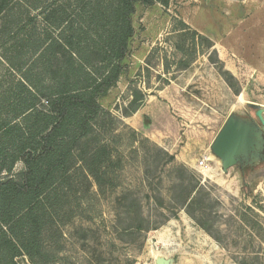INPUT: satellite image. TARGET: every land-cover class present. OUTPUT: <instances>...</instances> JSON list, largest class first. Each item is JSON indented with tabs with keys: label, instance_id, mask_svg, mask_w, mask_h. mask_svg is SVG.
<instances>
[{
	"label": "rangeland",
	"instance_id": "rangeland-1",
	"mask_svg": "<svg viewBox=\"0 0 264 264\" xmlns=\"http://www.w3.org/2000/svg\"><path fill=\"white\" fill-rule=\"evenodd\" d=\"M10 18L1 14L0 26ZM133 22L125 71L99 97L104 112L95 122L94 136L113 156L109 173L99 188L91 174L74 169L65 203L51 208L46 264H156L159 255L174 264H264V163L226 173L211 150L232 113L264 120V111L260 116L247 104L264 106V0L138 3ZM47 28L40 12L20 38ZM136 90L144 102L127 115ZM164 151L175 161L167 163ZM186 156L196 164L184 162ZM182 165L199 182L203 203L194 214L173 202V186L186 174ZM24 170L18 162L12 175ZM134 199L135 211L157 229L124 231L119 218ZM15 261L33 264L26 255Z\"/></svg>",
	"mask_w": 264,
	"mask_h": 264
},
{
	"label": "trees",
	"instance_id": "trees-1",
	"mask_svg": "<svg viewBox=\"0 0 264 264\" xmlns=\"http://www.w3.org/2000/svg\"><path fill=\"white\" fill-rule=\"evenodd\" d=\"M138 3L166 6L170 0H0V15L11 16L0 26V264H17L21 255L33 264L50 262L46 227L51 208L65 203L74 169L83 168L103 186L113 156L94 136L104 112L99 97L125 71ZM40 12L48 25L45 34L30 31L20 38ZM143 102L136 90L127 115ZM164 155L167 163L175 161L167 151ZM18 162L25 166L20 178L12 175ZM182 167L186 174L173 186V202L194 214L203 203L199 182L192 169ZM76 199L81 204L83 198ZM137 208L134 199L119 218L124 231L157 229Z\"/></svg>",
	"mask_w": 264,
	"mask_h": 264
},
{
	"label": "water",
	"instance_id": "water-1",
	"mask_svg": "<svg viewBox=\"0 0 264 264\" xmlns=\"http://www.w3.org/2000/svg\"><path fill=\"white\" fill-rule=\"evenodd\" d=\"M249 107L258 110L260 115L264 106L248 102ZM261 116V115H260ZM261 124V125H260ZM260 124L251 117L232 113L214 140L211 150L219 158L224 172L231 167L241 169L250 166L254 169L263 160L264 149V120ZM174 258L160 255L156 264H174Z\"/></svg>",
	"mask_w": 264,
	"mask_h": 264
},
{
	"label": "crops",
	"instance_id": "crops-1",
	"mask_svg": "<svg viewBox=\"0 0 264 264\" xmlns=\"http://www.w3.org/2000/svg\"><path fill=\"white\" fill-rule=\"evenodd\" d=\"M188 157L189 156H186V158L183 159L184 162L188 163L190 166H194V164H196V160L194 158H192V157H189V159H188ZM168 229L163 231V236H167V234L169 233Z\"/></svg>",
	"mask_w": 264,
	"mask_h": 264
},
{
	"label": "flooded vegetation",
	"instance_id": "flooded-vegetation-1",
	"mask_svg": "<svg viewBox=\"0 0 264 264\" xmlns=\"http://www.w3.org/2000/svg\"><path fill=\"white\" fill-rule=\"evenodd\" d=\"M245 116H251V117H253L252 115H250V114H247V115H245ZM256 121H257V123H259L260 124V121L259 120H257V118H255V117H253ZM261 125V124H260ZM263 137H264V133H263ZM262 155H263V157H264V149L262 150ZM264 163V158H263V160H261V163L259 164V165H261V164H263ZM247 169H252V167H250V166H244V167H242L241 169H240V171L243 173L245 170H247Z\"/></svg>",
	"mask_w": 264,
	"mask_h": 264
},
{
	"label": "built area",
	"instance_id": "built-area-1",
	"mask_svg": "<svg viewBox=\"0 0 264 264\" xmlns=\"http://www.w3.org/2000/svg\"><path fill=\"white\" fill-rule=\"evenodd\" d=\"M199 165H200V166H204V167H208L207 164L205 163V160H204V159H201V160L199 161Z\"/></svg>",
	"mask_w": 264,
	"mask_h": 264
},
{
	"label": "bare ground",
	"instance_id": "bare-ground-1",
	"mask_svg": "<svg viewBox=\"0 0 264 264\" xmlns=\"http://www.w3.org/2000/svg\"><path fill=\"white\" fill-rule=\"evenodd\" d=\"M159 256H160V255H159ZM159 256H157V257H159ZM157 257H156V258H157Z\"/></svg>",
	"mask_w": 264,
	"mask_h": 264
}]
</instances>
